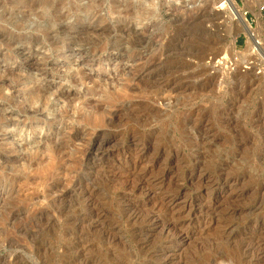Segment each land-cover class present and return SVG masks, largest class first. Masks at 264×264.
I'll use <instances>...</instances> for the list:
<instances>
[{
    "label": "rangeland",
    "instance_id": "1",
    "mask_svg": "<svg viewBox=\"0 0 264 264\" xmlns=\"http://www.w3.org/2000/svg\"><path fill=\"white\" fill-rule=\"evenodd\" d=\"M237 1L251 33L214 0H0V264H264V0Z\"/></svg>",
    "mask_w": 264,
    "mask_h": 264
},
{
    "label": "built area",
    "instance_id": "2",
    "mask_svg": "<svg viewBox=\"0 0 264 264\" xmlns=\"http://www.w3.org/2000/svg\"><path fill=\"white\" fill-rule=\"evenodd\" d=\"M214 3H215V7H216L217 10H221V11L227 12L234 19H237L235 10L237 9L236 6H238L240 8V12H241L242 16L251 25V23L247 19L248 12L243 10V8L239 5L237 0H214ZM260 9L264 10V4L261 5ZM257 41H258V43H257V45H255L254 51L255 50L258 51V48H259L260 42L258 40V37H257Z\"/></svg>",
    "mask_w": 264,
    "mask_h": 264
},
{
    "label": "bare ground",
    "instance_id": "3",
    "mask_svg": "<svg viewBox=\"0 0 264 264\" xmlns=\"http://www.w3.org/2000/svg\"><path fill=\"white\" fill-rule=\"evenodd\" d=\"M237 9L235 10L236 13V17L238 19V21L240 22V24L243 25V29L248 32L251 33L252 32V26L245 20V18L242 16L241 12H240V8L238 6H236ZM233 18V17H231ZM238 24V23H237ZM66 97H68L70 95V93H65Z\"/></svg>",
    "mask_w": 264,
    "mask_h": 264
},
{
    "label": "trees",
    "instance_id": "4",
    "mask_svg": "<svg viewBox=\"0 0 264 264\" xmlns=\"http://www.w3.org/2000/svg\"><path fill=\"white\" fill-rule=\"evenodd\" d=\"M240 43H243V39L240 40Z\"/></svg>",
    "mask_w": 264,
    "mask_h": 264
}]
</instances>
